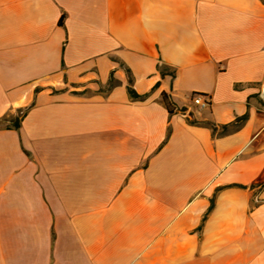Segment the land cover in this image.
<instances>
[{
  "label": "crops",
  "instance_id": "1",
  "mask_svg": "<svg viewBox=\"0 0 264 264\" xmlns=\"http://www.w3.org/2000/svg\"><path fill=\"white\" fill-rule=\"evenodd\" d=\"M263 88L261 0H0V264H264Z\"/></svg>",
  "mask_w": 264,
  "mask_h": 264
},
{
  "label": "trees",
  "instance_id": "2",
  "mask_svg": "<svg viewBox=\"0 0 264 264\" xmlns=\"http://www.w3.org/2000/svg\"><path fill=\"white\" fill-rule=\"evenodd\" d=\"M261 2L264 3V0H261ZM59 24H61V19L59 20ZM126 71H127V87H126V90H127L129 97L131 99H135V100L144 99L148 93H143V94L137 93L131 85L132 84V78L129 74V70L126 69ZM159 72L161 75H165V74H168L171 76L174 75L173 69L167 65H160L159 66ZM112 83H113V79H112V77H110L108 86L106 88L108 89L112 85ZM161 98H162V101H163L168 113L169 114L173 113L176 109L173 105V102L170 100L169 96L165 92H162ZM181 109H183V108H181ZM25 112H26V108H18L16 110V114L12 115L9 118V126H11L12 128H18L20 121H21L23 115L25 114ZM246 117H247V114L237 116L232 122H230L228 124H222L219 126V128H217V126L210 121H197V120H193V119H190V120L188 119V121L190 123H201L203 125H206L211 129L213 134L214 133L219 134V133H225L230 126L232 128H237L246 119ZM212 206H213V198H210L209 206L207 207V210L203 214L202 220H204V218L206 217L207 213L210 211Z\"/></svg>",
  "mask_w": 264,
  "mask_h": 264
},
{
  "label": "built area",
  "instance_id": "3",
  "mask_svg": "<svg viewBox=\"0 0 264 264\" xmlns=\"http://www.w3.org/2000/svg\"><path fill=\"white\" fill-rule=\"evenodd\" d=\"M261 98L264 100V88L260 92ZM193 104L197 105L198 107H204L208 104V100L204 98V96L200 93H193L191 98Z\"/></svg>",
  "mask_w": 264,
  "mask_h": 264
}]
</instances>
